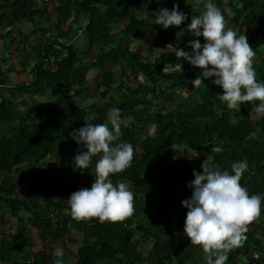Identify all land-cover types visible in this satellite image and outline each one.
I'll return each mask as SVG.
<instances>
[{
    "label": "trees",
    "instance_id": "16d2710c",
    "mask_svg": "<svg viewBox=\"0 0 264 264\" xmlns=\"http://www.w3.org/2000/svg\"><path fill=\"white\" fill-rule=\"evenodd\" d=\"M213 3L222 12L232 9L233 16L225 13L226 27L248 37L257 80L264 82V0ZM175 4L188 20L168 29L156 25L154 12ZM204 10L192 0H0V40L30 25L9 45L18 41L24 70L33 63V79L12 87L8 100L1 93L9 78L0 57V125L19 122L15 133L0 135V208L18 221L17 232L0 239L3 264H54L56 257L46 248L32 250L35 236L61 249L76 247L70 264H206L207 254L184 234L188 209L182 205L192 196L193 170L203 172L199 154L212 151V162L204 166L222 172L246 160L241 185L249 195H264V115L255 113L259 101L229 109L219 99L223 90L213 83L215 77L194 88L192 81L202 70L173 53V47L191 52L194 39L205 43L187 31L192 16ZM78 32L86 49L77 47ZM138 42L150 46V58L136 47ZM91 90L96 101L82 105L83 94ZM48 93L55 97L51 111L44 121L30 123L20 110L28 103L23 97ZM165 95L170 108L160 102ZM176 95L181 98L175 104ZM112 108L120 109L122 119L118 142L132 144L135 151L130 166L110 179L130 186L134 210L116 222L76 221L67 200L91 188L99 156L88 170L76 168L75 156L86 149L71 133L106 123ZM152 125L158 126L155 135L149 134ZM20 176L34 184L29 199L20 196ZM247 227L246 240L228 253L226 264H264V200L261 214ZM63 260L68 263L66 253Z\"/></svg>",
    "mask_w": 264,
    "mask_h": 264
},
{
    "label": "clouds",
    "instance_id": "9594fccd",
    "mask_svg": "<svg viewBox=\"0 0 264 264\" xmlns=\"http://www.w3.org/2000/svg\"><path fill=\"white\" fill-rule=\"evenodd\" d=\"M204 9L200 15L192 16L187 31L194 37H203L205 43L194 39L189 41L191 52L173 47V53L202 70L192 81L194 88L204 84L205 79L215 77L213 83L223 90L219 99L229 109L259 101L255 113L264 115V82L257 80L252 59L255 53L248 37L226 27L225 13L233 16L232 9L225 8L222 12L212 0H208ZM154 18L155 24L164 29L179 27L188 20L179 4L173 5L171 10L158 9ZM121 125L120 109L112 108L107 113L106 123L86 124L71 133L76 143L86 149L75 156L76 168L88 170L93 158L99 156L91 188H81L67 200L70 215L76 221L95 217L101 223L116 222L133 213L130 186L126 182L114 184L110 179L111 175L130 166L135 151L132 144L118 142ZM157 128V125L150 126L149 134L155 135ZM202 168V174L193 170L195 178L188 185L192 196L182 201L188 209L184 234L192 245H199L207 254L206 264H226L228 253L246 240L247 225L261 214L264 195H249L241 185V177L248 170L246 160L233 163L231 172L204 164ZM53 255L54 264H64L62 249H57Z\"/></svg>",
    "mask_w": 264,
    "mask_h": 264
},
{
    "label": "crops",
    "instance_id": "0c3cea01",
    "mask_svg": "<svg viewBox=\"0 0 264 264\" xmlns=\"http://www.w3.org/2000/svg\"><path fill=\"white\" fill-rule=\"evenodd\" d=\"M23 29L25 32H29V30L32 28L30 27V25H28L27 23H24L23 25ZM1 32V30H0ZM79 34L77 35V45H84L86 46V40L85 38L81 35L80 32H78ZM35 37H31V40H34ZM2 42L3 39L0 40V49H3L2 47ZM13 42V41H11ZM144 43H146V41H143ZM141 43L142 46H140V48H143L142 50L146 49L149 50V47L147 44H143L142 42H138ZM18 44V41L15 42V44L13 46H11V50L7 47V49H9V52L11 53V59L13 60V65L8 67L7 63L5 64V68L8 70V78H9V84L7 85V89H5L4 91H2V96H4L5 98H7L8 100H12V92L10 91V89L12 87H16L19 81H23V83H28L30 82L31 79H33V71H32V67L29 66L27 68L30 69L29 72H27V70H24L22 65H21V58L19 56V53L16 50V46ZM97 49V48H96ZM96 49L93 50V52L96 51ZM255 56V55H254ZM91 73H94V71L89 73V76L91 75ZM12 74V75H11ZM28 74L31 76V79L29 78ZM95 74V73H94ZM13 75H15L16 77H14ZM14 77V79H13ZM22 83V82H21ZM184 94L187 96L189 93L184 92ZM25 98H28V96H25ZM30 98V97H29ZM37 98H41V97H36ZM22 99H20L21 101ZM43 168H39L38 171H42ZM18 180V182H20V196L24 199H29L30 197V193H29V189H34L33 186L34 184L32 182H26V178L20 176V179H16ZM47 196V190L45 187H42L40 189V199L44 200L45 197ZM152 201V200H151ZM28 216V215H27ZM18 230V221L17 219L13 218L12 213L8 210H6L5 208H0V239L3 236H9L11 234H15ZM72 233L74 235V237L78 240L81 241L82 239V235L80 233H78L75 230H72ZM48 252L54 253L57 249H61L60 246L53 244L50 242V240H42L40 237L35 236V238L32 239V250L33 251H40L45 249ZM63 253L67 255V259H68V263H70V261H72L71 263L74 262V253L76 250V247L74 246H68V248H64L62 249ZM69 251V253L67 252ZM197 252V251H195ZM24 260H20L19 262H17L16 264H25L23 262ZM0 264H3L2 261L0 260Z\"/></svg>",
    "mask_w": 264,
    "mask_h": 264
},
{
    "label": "rangeland",
    "instance_id": "374dc122",
    "mask_svg": "<svg viewBox=\"0 0 264 264\" xmlns=\"http://www.w3.org/2000/svg\"><path fill=\"white\" fill-rule=\"evenodd\" d=\"M194 2V5L197 6V7H201L203 8L204 10V5L208 2V0H192ZM216 1V0H215ZM229 0H225V2H228ZM212 2H214V0H212ZM24 31L23 29V26H21V28H17V30L15 31L16 33L14 35H11L8 37H6L5 39H3V42H2V48L3 49H0V57L6 61L8 67L12 66L13 65V60L11 59V53L9 52V49H7V47H11L9 44L11 43V41L13 40V38L20 34L19 32ZM140 46H142L141 43H138L136 45V47L140 48ZM77 47L82 50V49H86L87 46H84V45H77ZM147 49V48H146ZM144 49L143 52L144 54L147 56V57H151L149 56V50H146ZM150 49V48H149ZM264 49V47L262 48ZM11 50V49H10ZM154 58V57H153ZM253 62L256 61V57L254 56L253 58ZM31 67H33V63L30 64ZM30 69L27 70V72H29ZM12 75V74H11ZM94 73H91V76L90 77H93ZM14 77H16L15 75H13ZM29 78L31 79V76L28 74ZM13 77V79H14ZM32 80V79H31ZM30 80V81H31ZM21 82L23 83V81H19L18 84H21ZM188 93V92H187ZM92 94H93V91H88L86 92L85 94H83L80 103L84 106H88V105H91V103L95 102L96 99L92 97ZM25 96H28V98H25ZM23 97V101L25 100L26 101V105L25 106H21L20 110L21 112H23L25 114V116H27L28 120L30 123L32 122H36V121H44L47 117V114L49 111H51L52 107H53V102L55 100V97L52 93H48L47 96H44V97H41V98H37V99H31L29 98L30 96L29 95H25ZM176 99H175V104H176V101H180V98L179 96H175ZM19 101V104L21 103V101L19 99H17V102ZM164 106H167L168 108H170V105H168L169 102V98L167 95H165L161 101H160ZM171 104V103H170ZM191 107V106H190ZM18 124L19 122L16 120V121H13L12 123L8 124V125H0V135L1 134H5V135H11L13 133H15L18 129ZM199 157L202 158L203 160V164L206 165L208 163H211L212 160H213V152H209V153H205V154H199ZM176 163V161L172 160L171 161V165H174ZM192 165H194V163L192 162ZM149 201L152 200L151 197H149L148 199ZM72 261H70L71 263ZM70 263H67V264H70ZM246 263V260H243L241 261L239 264H245Z\"/></svg>",
    "mask_w": 264,
    "mask_h": 264
},
{
    "label": "built area",
    "instance_id": "2783aa9c",
    "mask_svg": "<svg viewBox=\"0 0 264 264\" xmlns=\"http://www.w3.org/2000/svg\"><path fill=\"white\" fill-rule=\"evenodd\" d=\"M45 2H48L49 0H44ZM258 256V254H255V257H257ZM34 262V259L32 258L31 260H30V263H33Z\"/></svg>",
    "mask_w": 264,
    "mask_h": 264
}]
</instances>
